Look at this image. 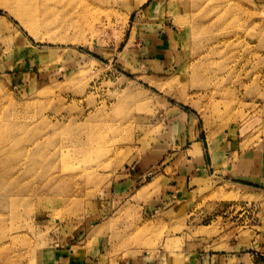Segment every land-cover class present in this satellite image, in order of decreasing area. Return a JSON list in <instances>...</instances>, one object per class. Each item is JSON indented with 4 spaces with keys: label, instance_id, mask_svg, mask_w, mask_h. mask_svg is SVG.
Returning <instances> with one entry per match:
<instances>
[{
    "label": "rangeland",
    "instance_id": "1",
    "mask_svg": "<svg viewBox=\"0 0 264 264\" xmlns=\"http://www.w3.org/2000/svg\"><path fill=\"white\" fill-rule=\"evenodd\" d=\"M261 144L264 0H0V264H264V184L219 172Z\"/></svg>",
    "mask_w": 264,
    "mask_h": 264
},
{
    "label": "crops",
    "instance_id": "2",
    "mask_svg": "<svg viewBox=\"0 0 264 264\" xmlns=\"http://www.w3.org/2000/svg\"><path fill=\"white\" fill-rule=\"evenodd\" d=\"M149 8L150 6L141 10V14L139 13L141 19H139V22L135 23L137 32L136 42L138 46L146 48L152 55L163 56L165 54V48L171 43L170 39L167 38L168 29H166L165 26L158 27L160 23L156 21L157 16L152 14L153 12L151 11L146 13ZM49 56L51 55H48L45 51L38 52V57L41 59ZM194 148V150L192 149L194 154L193 157L190 156L189 163L183 164L180 168L181 170L185 171L183 175L185 176L186 180H182V185L184 184V186H186L191 181L197 182L199 180V182H203L206 177L209 176L208 172L212 167V164H210L207 160V157L204 154L199 141L195 143ZM230 155L231 154L228 153V156L225 159L222 158L223 163L220 165V173L241 180H248L254 183L264 184V145L261 144L259 146L247 148L241 151L238 154L237 160L232 164L229 163L231 160ZM148 161L150 162L151 160L148 159ZM131 168H134L133 171H131ZM131 168H127L128 173L124 175L125 179L115 187V193L120 194V196L127 193L130 194L136 185V182L141 183L143 180H139L149 177V163H143ZM181 175L178 177H181ZM187 179H189V181H187ZM151 182L152 180L150 179L147 185H149ZM147 185L143 186L140 191ZM218 256L220 255H208V260H200L197 258V264H220V260L217 258ZM202 258L205 259L204 257ZM226 264H228V262H226Z\"/></svg>",
    "mask_w": 264,
    "mask_h": 264
},
{
    "label": "bare ground",
    "instance_id": "3",
    "mask_svg": "<svg viewBox=\"0 0 264 264\" xmlns=\"http://www.w3.org/2000/svg\"><path fill=\"white\" fill-rule=\"evenodd\" d=\"M142 1H145V0H142Z\"/></svg>",
    "mask_w": 264,
    "mask_h": 264
}]
</instances>
